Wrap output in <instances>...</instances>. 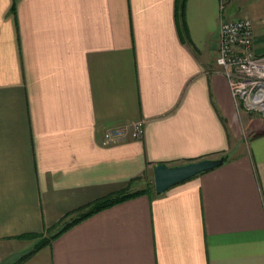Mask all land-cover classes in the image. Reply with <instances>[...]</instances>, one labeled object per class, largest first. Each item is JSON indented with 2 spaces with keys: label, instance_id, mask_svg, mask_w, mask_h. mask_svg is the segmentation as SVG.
I'll use <instances>...</instances> for the list:
<instances>
[{
  "label": "crops",
  "instance_id": "0c3cea01",
  "mask_svg": "<svg viewBox=\"0 0 264 264\" xmlns=\"http://www.w3.org/2000/svg\"><path fill=\"white\" fill-rule=\"evenodd\" d=\"M175 7L0 0V264H264V120L236 109L215 65L220 0ZM137 120L140 139L99 144ZM213 153L228 159L148 188L155 164ZM124 189L147 192L23 257L62 217Z\"/></svg>",
  "mask_w": 264,
  "mask_h": 264
},
{
  "label": "built area",
  "instance_id": "2783aa9c",
  "mask_svg": "<svg viewBox=\"0 0 264 264\" xmlns=\"http://www.w3.org/2000/svg\"><path fill=\"white\" fill-rule=\"evenodd\" d=\"M221 19L215 65L225 78L238 111L254 112L264 118V55L254 51L253 25L248 18H226L220 0ZM144 121L107 127L99 137L101 146L140 139Z\"/></svg>",
  "mask_w": 264,
  "mask_h": 264
},
{
  "label": "rangeland",
  "instance_id": "374dc122",
  "mask_svg": "<svg viewBox=\"0 0 264 264\" xmlns=\"http://www.w3.org/2000/svg\"><path fill=\"white\" fill-rule=\"evenodd\" d=\"M223 1L225 7L224 14L226 15V18H231V19L248 18L251 20L253 25L254 51L257 42V38H256L257 35H255L256 30L259 31L258 33L261 34L259 36L260 39L258 40V42H261L264 45V0H223ZM247 113L249 114L248 116H251L252 118L264 120V118L260 116V114L254 112H247ZM243 135L244 134L242 133V137H245L247 133L244 136ZM242 140L244 139L242 138ZM150 183H148V188H150ZM144 186L147 187V184L146 185L144 184ZM81 213H83V211L77 210V212H74L69 215H65L64 217L61 218V221L58 223L56 228L50 230L47 229L49 231L46 230V234L44 235L49 236L59 231L63 227V225L68 223V220L74 219L75 217L79 216ZM34 239L36 241L39 239V237H34Z\"/></svg>",
  "mask_w": 264,
  "mask_h": 264
},
{
  "label": "water",
  "instance_id": "95a60500",
  "mask_svg": "<svg viewBox=\"0 0 264 264\" xmlns=\"http://www.w3.org/2000/svg\"><path fill=\"white\" fill-rule=\"evenodd\" d=\"M227 159L228 155L225 154L217 158H202L176 165L157 163L152 167L154 191L160 194L174 185L221 166Z\"/></svg>",
  "mask_w": 264,
  "mask_h": 264
},
{
  "label": "trees",
  "instance_id": "16d2710c",
  "mask_svg": "<svg viewBox=\"0 0 264 264\" xmlns=\"http://www.w3.org/2000/svg\"><path fill=\"white\" fill-rule=\"evenodd\" d=\"M185 2H186V0H176L175 10H176V13H178L181 17L184 14ZM214 154H218V155H214ZM221 155H225V154L224 153L207 154V155H203V156H200V157H197L194 159H187V160H182V161H171L170 163H168V165L182 164V163H186V162L199 160L202 158H217ZM213 156H216V157H213ZM152 182L150 183L151 187H153ZM145 192H147V189H138L135 191H130V190L124 189L123 191H121L118 194H115V195L110 196V197H104V198L98 199V200L88 204L87 206H85L82 209L83 213H81L79 216L72 219L67 224L63 225V227L59 231H57V232H55L52 235H49L47 237H41L40 239H38L36 241V243L34 244V247L32 248V250H30L27 255H23V257L30 255L34 251L38 250L40 247L44 246L45 244L50 243V241L54 237H56L58 234L62 233L69 226L73 225L74 223L78 222L79 220H82V219L88 217L89 215H91V214H93V213H95V212H97V211H99V210H101L107 206H110V205H113L115 203L124 201L128 198H131V197L139 195V194H143ZM28 236H31V235H28ZM23 257H22V259H23Z\"/></svg>",
  "mask_w": 264,
  "mask_h": 264
}]
</instances>
